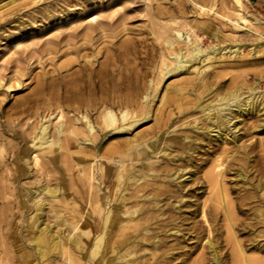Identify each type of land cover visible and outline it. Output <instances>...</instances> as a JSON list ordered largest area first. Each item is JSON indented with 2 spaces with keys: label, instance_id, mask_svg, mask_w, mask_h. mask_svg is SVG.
<instances>
[{
  "label": "bare ground",
  "instance_id": "bare-ground-1",
  "mask_svg": "<svg viewBox=\"0 0 264 264\" xmlns=\"http://www.w3.org/2000/svg\"><path fill=\"white\" fill-rule=\"evenodd\" d=\"M95 18L96 15H92L88 21ZM154 26V35L157 39H162L161 43L166 45L168 51V56L165 53L160 56L161 62L158 67L160 76L169 75L176 78L194 74L196 77L184 78L178 86L174 84L166 86V89L172 90L173 96L168 98L163 93L160 102L176 108L178 113L176 116L156 123L144 134L135 136L134 142L127 140L106 150L105 153L111 157V161H114V156L119 157L118 170L111 169L114 166L108 165L109 163L101 161L100 158L95 160L98 156L93 155L96 152L94 148L96 144L93 146V142L97 140L99 132L109 128L117 132L133 130L136 125L148 118L147 103L146 100L137 103L132 99L139 93L136 87L133 94L127 93L119 97L117 95L115 100V96L109 95L112 89L96 81L98 78L96 80H94L96 77L92 78L94 76L92 70L88 72L91 81L83 80V84L76 89L67 86L63 88L62 97L54 110H51L56 111L52 119L48 118L43 123L35 124L31 131L24 133L23 140L28 143L26 152L33 154L32 165L35 167L36 177L32 181L25 180L31 175V166L25 156H19V148L14 145L11 146L10 157L13 169L2 174L8 167L6 162L9 153L4 157L0 149V185L7 180L14 188L19 186V183L24 187V194L17 189L16 198L7 200V197L0 195V201L5 200L2 207L9 206L8 216L4 214L7 219L4 220V216L0 214V243L6 245L7 249H2V253L4 252L7 257L11 256V264H51L53 260L56 264H187V259L191 255L187 258L183 251L181 258L174 262L175 250L181 248L179 239L184 241L188 234V231H185L187 228L181 227L184 218L176 214H184L186 212L184 207L194 202H190L188 198L194 191V183L195 185L205 183L209 190V197L203 200L201 212L199 211L207 229L206 239L204 238L207 244L203 245L209 257L199 260L197 258V262L194 259V263H189L205 264L204 260H210L212 264H264V256L247 254L248 250L257 254L264 253V209L256 208L257 210H250L244 214L245 209L241 207L240 202L242 198L239 201L235 200V203L238 202L235 204L232 195L230 198L231 192L228 193L229 189L227 185L225 186L224 180L226 174L232 171L235 179L242 182V186L248 183L254 190L261 191L260 195L264 197V180L256 178L250 180L249 174L253 169L250 170L252 155L240 144L244 134L264 131V94H252L245 99L242 96L245 89L242 84L224 89L217 75H211L209 71L202 73L201 67L197 64L206 62L209 68L212 67L213 62L221 58L223 53L219 56L216 54L226 47L211 45L209 49H202L198 45L200 39L195 35L193 46L185 47L184 51L182 49L175 51L173 46L178 42L180 30L170 23L160 21H156ZM229 53L236 55L238 50H230ZM81 70L87 71L85 68ZM149 81L153 82V79ZM124 87L127 89L128 85L124 84ZM254 89L255 87H248L247 91L252 92ZM196 91L199 92L196 94ZM83 95L88 97L84 98ZM62 102L74 111H84L81 115L84 120L83 127L80 126L77 117H67L64 114ZM74 103L78 105L73 107ZM99 107L102 109L95 121H92L91 111ZM116 108L121 114L120 118L115 113ZM195 113L200 114L199 118L183 123L179 132H176V129L166 132L170 126L180 121L181 116ZM247 118L252 120L247 131L242 133L240 124ZM53 119H56L55 123ZM80 136L91 142L86 145L90 148L88 149L90 154L75 159L78 175L71 179V192H68L64 186L65 180H62L64 176L55 175L57 172L53 167L56 164L59 169L69 171L74 160L71 158L68 145L70 141L80 144ZM1 142L0 138V145ZM226 144L235 147L234 153L227 152L230 155L229 162L225 160L228 155L227 147L224 146ZM47 154L48 160L45 161ZM157 154L161 156V160H148L150 157H157ZM198 154L200 156L196 157ZM128 158L137 159L138 162L124 165ZM195 159L199 162H195L194 170L185 172L188 162L192 163ZM207 162H210V167L208 166L207 171L204 170L202 176L196 178L197 169ZM174 164L175 169L171 166ZM108 167L110 170H107ZM105 179L108 185L105 184ZM0 188L2 189V185ZM78 192H81L84 204L81 211L76 207L77 201L74 199ZM9 193L12 194L10 191ZM173 197V201H169ZM67 198L75 201L71 212L78 213V218L75 214L63 212L69 204ZM164 199L168 201L164 202ZM262 200L258 199L259 203H264ZM207 202H213V205ZM218 208H221L225 221L223 223L226 249H220L218 246L216 235L219 228L210 223L216 216ZM167 210L173 215L162 218ZM236 212L243 213L251 221L241 220L235 216ZM65 227H69L70 230L64 232ZM74 229L76 232L71 234V230ZM238 235H245L246 242L237 239ZM170 236L177 244H168ZM228 252L230 258L227 257ZM5 260L7 261L6 258Z\"/></svg>",
  "mask_w": 264,
  "mask_h": 264
},
{
  "label": "rangeland",
  "instance_id": "rangeland-1",
  "mask_svg": "<svg viewBox=\"0 0 264 264\" xmlns=\"http://www.w3.org/2000/svg\"><path fill=\"white\" fill-rule=\"evenodd\" d=\"M92 15H96V18L88 21ZM171 20H176V22L173 23ZM156 21L170 23L180 30V36L177 38L178 42L173 46L175 51L179 49L184 51L185 47L193 46L195 35L200 39L198 45L202 49H209L211 45L219 48L226 47L216 54L219 56L223 53L221 58L213 62L212 67L209 68L206 62L197 64L201 67L202 73L209 71L211 75H217L223 84V88L225 87L224 89L231 85L242 84L245 87L242 91V96L245 99L252 94H264V0H0V138L2 140L0 149L4 157L9 153L6 162L8 167L5 171L3 170L2 174H6L7 171H10L9 169H13V161L10 157L12 156L11 146L14 145L19 148V156H25L31 166V175L25 180L32 181L36 177L35 167L32 165L33 154L26 152L28 143L24 142L23 135L31 131L35 124L43 123L48 118L52 119L56 111L51 112V110H54L56 103L62 97L63 88L67 86L76 89L83 84V80L91 81L94 77H96L94 80L98 78L96 81L101 82L103 86L110 90L112 89L109 95L115 96V100H117V95L119 97L127 93L133 94L136 87L138 88L137 92L143 95L138 93L132 99L136 100L137 103L146 100L147 103L148 118L141 121L133 130L117 132V130L109 128L104 132H99L97 140L93 142V146L96 144L94 146L96 152L93 155L98 156L95 160L100 158L101 161L109 163L108 165H113L114 168L111 169H119V157L114 156V161H111V157H108L105 153L107 149L115 144L121 145L127 140L134 142L133 138L135 136L144 134L156 123L163 122L168 117L173 118L176 116L178 114L176 108H172L168 103L163 105L160 102L163 93L168 98L173 96L172 90L166 89V86L168 84L178 86L184 78L196 77V75L186 74L176 78L169 75H166V77L160 76L158 68L161 62L160 56L162 53L168 56V51L166 45L161 43L162 39H157L153 33ZM229 49H237L238 53L236 55L229 53ZM81 68H85L87 71H82ZM91 70L94 72L92 78L88 75ZM99 79L101 80L99 81ZM152 79L153 82H150L149 80ZM124 84L125 86L128 85L127 89ZM119 85L121 86L120 89L118 88ZM248 87H255V89L248 92ZM199 91L195 93L197 94ZM97 95L99 96V93ZM83 97L88 96L83 95ZM20 101H24V104ZM62 105L64 114L67 117H77L80 126L83 127L84 120L81 115L84 114V111L81 112L80 110L78 112L67 108V104L64 102H62ZM77 105V103L72 104L73 107ZM100 109L102 107L91 111L92 121H95ZM115 113L120 118L121 114L117 108ZM199 116V113L181 116L180 121L178 120L170 126L166 132L174 129L179 132L183 123L192 122L195 118L198 119ZM245 120L240 124V132L242 133L247 131L252 119L247 118ZM52 121L55 123L56 119ZM94 126L96 128L95 123ZM79 140L80 144L70 141L68 145L71 158L74 160L71 163L73 165L69 167V171L59 169L56 164L53 167L57 172L55 175L64 176L62 180H65L64 186L68 192H71V179L78 175V165L75 159L90 154V148L86 145L91 144V142L86 140L84 136H80ZM240 144L252 155L250 170L253 169L250 171L252 173L249 174L250 180L255 178L264 180V153H262L264 152V131H257L249 135L244 134ZM245 145L247 147L251 145L250 149ZM224 146L227 147L226 153L232 154L235 152V147L232 144ZM199 156V154L196 155V157ZM228 156L230 155L228 154L225 157L226 162H229ZM157 159L161 160V156L158 154L157 157H150L148 160L155 161ZM44 160H48V154ZM137 162V159H129L124 161L123 164L131 165ZM193 162H188L189 165L185 166V172L194 170L195 162L199 161L195 159ZM234 162L237 164V160ZM209 164L210 162H207L197 169L196 178L202 176L204 170L207 171L210 167ZM51 166L50 164L49 167ZM171 166L173 169L176 168V164ZM109 168L107 170H110ZM232 175L231 171L224 177L225 186L227 185L229 189L227 190L228 193L231 192L229 195L230 198L233 197L232 201L234 203L235 200L239 201L242 198L240 202H242L241 207L245 209L244 214L261 207V209H264V203L258 201V199H264L260 195L261 191L254 190L248 183L246 186H242V182L236 180ZM96 182H98V177ZM9 183L6 180L1 184L0 195L2 197H7V200H9L8 198H16L17 189L24 194V187L20 183L16 188ZM105 184L108 185L106 179ZM204 185L205 183L202 185L193 184L194 191L189 194L188 198L190 202H194L184 207L186 209L184 214H176L184 218V224L181 227L187 228L185 231H188V234L185 236L184 241L179 239L178 243L181 248L175 250L176 258L174 262L181 258L182 251L185 252L187 258L191 255L187 259V264L194 263V259L197 262L200 258L204 257L206 259L209 257L207 249L203 245L204 243L207 244L205 240L207 229L200 213L201 204L209 197V190ZM74 196L77 201L76 207L81 211L84 205L81 192L76 193ZM173 199L174 197L170 198L169 201H173ZM67 201L69 204L63 212L75 214L78 218V213L71 212V207L75 201L71 198H67ZM163 201L167 202L168 199ZM212 203L207 202L211 206ZM4 204L5 200L0 201V209H3L0 214L2 217L4 216L5 220L8 216L9 206L2 207ZM165 213L162 218L173 215L168 210ZM221 213V208L216 209V216L213 215L214 217L210 223L219 228L216 235L218 246L221 247L220 249H226L224 242L226 233L223 223L225 221L223 213ZM244 214L237 213L235 216L245 222H250L251 220L246 218ZM259 229L262 228H257V230ZM69 230V227H65L64 232ZM75 232L74 229L70 233ZM237 239L246 242L247 237L238 235ZM175 243L177 244V241L175 242L173 237L170 236L168 244ZM0 249L1 254L2 249H7L6 245L0 243ZM251 252V250H248L247 254L264 256V253ZM3 254L4 252L0 255V263L11 264V256L7 257L6 254ZM227 257L230 258L229 252ZM204 261H206L205 264H212L210 260ZM51 264H56V261L53 260Z\"/></svg>",
  "mask_w": 264,
  "mask_h": 264
}]
</instances>
